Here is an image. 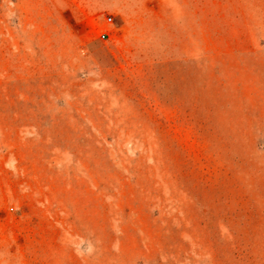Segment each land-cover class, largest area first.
Returning <instances> with one entry per match:
<instances>
[{
  "label": "rangeland",
  "instance_id": "rangeland-1",
  "mask_svg": "<svg viewBox=\"0 0 264 264\" xmlns=\"http://www.w3.org/2000/svg\"><path fill=\"white\" fill-rule=\"evenodd\" d=\"M0 264H264V0H0Z\"/></svg>",
  "mask_w": 264,
  "mask_h": 264
},
{
  "label": "built area",
  "instance_id": "built-area-1",
  "mask_svg": "<svg viewBox=\"0 0 264 264\" xmlns=\"http://www.w3.org/2000/svg\"><path fill=\"white\" fill-rule=\"evenodd\" d=\"M107 19L110 20V17H108Z\"/></svg>",
  "mask_w": 264,
  "mask_h": 264
}]
</instances>
